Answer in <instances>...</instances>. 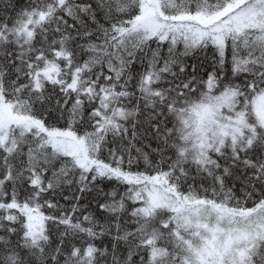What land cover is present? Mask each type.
Listing matches in <instances>:
<instances>
[{
  "label": "snow or ice",
  "instance_id": "obj_1",
  "mask_svg": "<svg viewBox=\"0 0 264 264\" xmlns=\"http://www.w3.org/2000/svg\"><path fill=\"white\" fill-rule=\"evenodd\" d=\"M0 264H264V0H0Z\"/></svg>",
  "mask_w": 264,
  "mask_h": 264
}]
</instances>
